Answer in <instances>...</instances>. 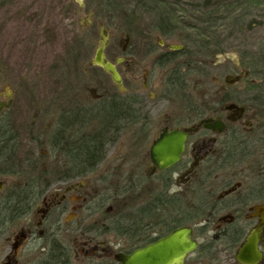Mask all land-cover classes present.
I'll use <instances>...</instances> for the list:
<instances>
[{"label":"flooded vegetation","instance_id":"1","mask_svg":"<svg viewBox=\"0 0 264 264\" xmlns=\"http://www.w3.org/2000/svg\"><path fill=\"white\" fill-rule=\"evenodd\" d=\"M158 35L156 43L145 42L138 51L124 37L115 61L106 57V45L105 58L121 78L122 89L105 73L117 94L90 100L86 108L71 100L69 108L60 107L54 134L44 143L48 147L53 137L59 145L53 163L60 174H50L49 185L28 214L3 222L5 206L0 205V264H119L117 255H128L179 228H188L196 244L182 264H264V50L259 62L242 63L234 49L215 46V75L206 76L200 56L205 51L165 42L170 34ZM142 54L151 57L152 65L136 61ZM114 99L118 117L99 132L104 142L101 161L93 170L62 173L63 166L81 159L92 146L94 115L97 122L108 124V112L95 107H106ZM10 104L8 97L6 107ZM79 124L90 126L83 130ZM6 129L0 126V133L15 140L9 144L15 149L9 164L0 166V203L18 194L7 184L9 178H39V166L45 171L53 160L47 148L37 161L31 160L30 168L29 159L27 164L17 159V134L11 130L10 136ZM171 132L184 135L183 150L174 165L159 169L150 151ZM120 150V167L127 162L132 169L109 172L124 184L123 193L91 189V178L109 179L107 169L103 175L97 169L107 160H120ZM129 180L132 184H125ZM123 197L131 198L129 206ZM119 200L123 206L113 212ZM250 235L254 247L240 262L238 255L249 250L243 247Z\"/></svg>","mask_w":264,"mask_h":264},{"label":"rangeland","instance_id":"2","mask_svg":"<svg viewBox=\"0 0 264 264\" xmlns=\"http://www.w3.org/2000/svg\"><path fill=\"white\" fill-rule=\"evenodd\" d=\"M103 1L107 0H0V126L8 119V128L17 134L21 144L17 159L24 164L29 159L30 168L31 160L37 161L41 157L39 154L47 151L44 143L54 134L61 106L66 107L71 100L86 108L90 100L116 93L109 76L90 64L100 39L99 25H104L110 33L105 54L111 61L119 57L126 36L130 37L129 45L135 47V51L147 45L145 42L154 44L159 40V35L151 29L156 13H162L176 24L169 38L163 39L165 42L171 39L186 48L205 51L200 56L206 62V76L215 75V67L211 65L215 62V46H221L227 52L234 49L242 63L259 62L262 57L264 5L240 6L238 12H234L237 15L233 16L232 5H229L232 0H110L121 5L125 17L112 9L104 10ZM207 19L210 22H205ZM135 59L145 65L152 62L151 57L143 54L136 55ZM195 76L190 74L188 77ZM8 97L11 104L6 107ZM119 152L120 160H107L97 169L101 175L107 169L109 179L91 178V189L120 194L124 184L111 178L109 171L124 172L132 166L124 162L120 167L124 157L123 150ZM128 158L132 161L131 156ZM48 161L50 165L45 171L52 174L54 160ZM41 168L42 165L39 171ZM27 171L31 172V169ZM130 180L125 184L131 185ZM20 182V178H9L7 184L12 186ZM142 197L144 201L146 196ZM122 200H126L125 206L130 205L131 198L123 197ZM119 201L114 204L113 212L123 206ZM72 237L68 235L67 239L73 247ZM114 240L110 238L111 242ZM74 251L79 253L78 248H73ZM81 260L80 257L79 262Z\"/></svg>","mask_w":264,"mask_h":264},{"label":"trees","instance_id":"3","mask_svg":"<svg viewBox=\"0 0 264 264\" xmlns=\"http://www.w3.org/2000/svg\"><path fill=\"white\" fill-rule=\"evenodd\" d=\"M232 1L229 4V5H232L231 14L232 13L235 14L234 12H238L237 10L240 6H243L245 8H250V7H255L258 5L259 6L264 5V0H232ZM101 6L106 11H109V9H112L113 12L115 11L116 13L122 14L121 5L117 2H112L110 0H107V1H103L101 3ZM245 8H243V10H245ZM122 15L126 17L125 14H122ZM156 15L157 17L156 18L154 17L151 29L153 31H156L158 34L162 36H166L167 34H170L171 31L173 30V27H175L176 25L175 22L172 21V19L171 20L168 19L167 16L162 15V13H156ZM205 22H210V20L207 19V21ZM207 36L213 37L212 35L211 36L207 35ZM207 36L205 37V39L207 38ZM96 109L97 110L105 109L108 112L107 117H110L108 124H104V122H97L98 114L94 115L95 118L93 119L92 126L85 125L86 123L84 124V126H81L79 124V127L82 128L83 130H86L85 126L87 127L90 126V130L93 133L92 146L89 148L86 147V149L83 151V156L81 159L77 158L74 160L75 163L63 166L62 173L75 174V173H78L82 169L93 170L96 167V165L101 161L102 156H103L102 146L104 142L102 141L101 139L102 136L99 135V132L102 131L103 127L109 128L110 126H112L115 122V119L118 117L117 100L114 99L108 105H106V107H95V110ZM6 121L4 122L2 127L7 128L5 131H7L10 134L11 131L10 129H8ZM87 132L85 136L87 135ZM14 141H15L14 139H11L10 137H6L5 135H3V131L2 133H0V166L6 167L9 164L8 158L10 156V153L14 152V149H15L9 144H11ZM58 147L59 145L55 143V140L52 137L50 140V145L47 148L50 151V154L53 157V160L55 156L54 151ZM53 164L54 163H52V165ZM52 174L54 175L60 174V172L58 171V167L56 165H54V171ZM18 178H20L22 182H20L19 184H14L10 188V189H13L14 191H17L18 194L14 195V197L12 198H8V200L9 199L11 200L9 201L5 200L4 203H0V205L5 206V209L2 212V215L4 216V218L1 219L3 222L4 221L10 222V221L15 220L18 217L28 214L30 210L33 208L34 204L37 202L40 193L49 185L50 180H51L50 174L46 173V171L44 170L40 171L39 178H34L32 175L18 176Z\"/></svg>","mask_w":264,"mask_h":264},{"label":"water","instance_id":"4","mask_svg":"<svg viewBox=\"0 0 264 264\" xmlns=\"http://www.w3.org/2000/svg\"><path fill=\"white\" fill-rule=\"evenodd\" d=\"M107 45V32L105 27L100 26V39L94 51L91 65L102 69L107 73L112 82L122 89L121 78L115 64L108 61L104 55ZM174 48H178L175 46ZM9 106V105H8ZM184 135L176 132L163 134L151 148L150 154L154 163L159 169H165L174 165L183 150ZM188 228H179L157 241L139 248L128 255L119 254L116 260L119 264H182L185 256L196 247L190 238ZM248 243L244 245L247 253L241 249L238 260L242 261L245 254L250 257V249L254 247L253 236L248 237Z\"/></svg>","mask_w":264,"mask_h":264}]
</instances>
